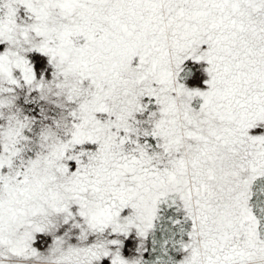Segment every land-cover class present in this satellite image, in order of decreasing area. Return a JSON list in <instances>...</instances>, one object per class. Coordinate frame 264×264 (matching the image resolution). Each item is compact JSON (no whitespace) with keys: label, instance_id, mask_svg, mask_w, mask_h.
Instances as JSON below:
<instances>
[{"label":"snow or ice","instance_id":"1","mask_svg":"<svg viewBox=\"0 0 264 264\" xmlns=\"http://www.w3.org/2000/svg\"><path fill=\"white\" fill-rule=\"evenodd\" d=\"M0 264H264V0H0Z\"/></svg>","mask_w":264,"mask_h":264}]
</instances>
